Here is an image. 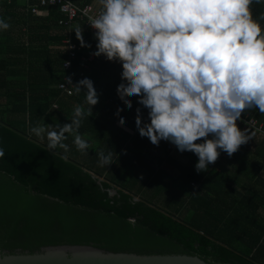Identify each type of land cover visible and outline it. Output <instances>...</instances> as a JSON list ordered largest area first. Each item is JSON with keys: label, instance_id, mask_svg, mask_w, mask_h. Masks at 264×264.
Masks as SVG:
<instances>
[{"label": "trees", "instance_id": "1", "mask_svg": "<svg viewBox=\"0 0 264 264\" xmlns=\"http://www.w3.org/2000/svg\"><path fill=\"white\" fill-rule=\"evenodd\" d=\"M15 1L2 0L0 5L10 9ZM257 4L258 10L264 6L261 0ZM46 9V17L28 13L43 21L40 29L29 27V46H12L7 37L6 42L0 40V96L6 98L0 104V250L34 253L50 246L93 245L114 252L196 255L213 264H264V220L255 215L259 198L243 196L235 207L221 211L212 185L222 174L213 169L197 172L194 154L188 164L177 163L164 140L153 145L138 134L135 109L140 107L145 120L147 110L136 96L130 97L129 108L117 95L120 63L102 54L83 69L81 58L95 51L83 20L75 24L91 47L80 46L72 30L77 44L73 69L84 71L75 83L87 77L98 93L92 115L79 129L89 149L78 151L68 136L66 149L50 150L45 138L29 131L41 120L62 126L69 122L73 106L84 100L83 92L66 96L57 87L68 51L49 45L62 46L66 33L58 24L63 17L58 7ZM53 27L61 33L50 34ZM14 53L26 59L14 58ZM16 65L22 68L11 69ZM13 75L18 79H10ZM101 150L114 151L112 163H98L96 153ZM259 201L264 204V197Z\"/></svg>", "mask_w": 264, "mask_h": 264}, {"label": "clouds", "instance_id": "2", "mask_svg": "<svg viewBox=\"0 0 264 264\" xmlns=\"http://www.w3.org/2000/svg\"><path fill=\"white\" fill-rule=\"evenodd\" d=\"M259 2L98 0L99 12L87 18L96 30L91 54L121 65L117 95L129 108L136 96L147 110L145 120L140 107L135 109L138 134L153 145L165 140L180 152L191 151L197 172L206 171L220 151L231 156L250 139L236 124L242 111L264 114V13L254 15L250 8ZM8 27L0 19V31ZM72 30L80 46L91 47L79 25ZM71 85L84 100L73 106L69 122L53 126L41 120L29 129L50 150L66 149L68 136L78 151L89 149L79 129L98 93L87 77ZM96 155L102 166L115 156L113 150Z\"/></svg>", "mask_w": 264, "mask_h": 264}, {"label": "crops", "instance_id": "3", "mask_svg": "<svg viewBox=\"0 0 264 264\" xmlns=\"http://www.w3.org/2000/svg\"><path fill=\"white\" fill-rule=\"evenodd\" d=\"M1 1L2 0H0V2ZM6 1L10 2V0ZM90 1L91 4L100 6L98 0ZM261 1L264 2V0ZM32 3V0H16L14 7L10 9H4L0 5V19H6L9 24V27L6 30L0 31V40H2V42H6L7 37L12 46H29V27L40 29V24H43L42 20L35 21L29 17L28 13L30 11L28 7L32 5ZM257 5V3L254 4V8L252 10L253 14L260 15L264 13V6L261 10H258L255 8ZM47 15L48 10L46 9L42 11L41 14H38L37 17H46ZM76 25L78 24H75V26ZM262 28H264V22H262ZM61 31V28L53 27L50 34H59ZM92 37L93 40H95L93 34ZM49 48L64 49L63 45L61 46L60 44H50ZM12 56L20 59L25 57L24 59H26V55L23 54L18 55V53H14ZM41 60L44 61L46 59L43 56L40 57V61ZM19 68H22V66L16 65L11 67L13 70ZM10 79L16 80L18 79V76H10ZM5 101L6 98L0 96V104H4ZM241 113L246 114L248 117L252 116L253 118H256L264 130V121L262 120V118L264 119V114L259 113L255 108L246 109ZM236 124L238 128L246 129L250 139L246 143L241 144L238 147V150L231 156H228L225 152L220 151L216 161L208 166V173L213 169L223 175L220 181H217V183L215 182L216 185H212V190L214 193H219V209L221 211H226L227 208L235 207L236 204L241 201V197L247 196L253 198V194H255L259 198L256 200L259 208L255 215L260 220H264V204L259 201L264 197V138L254 129L244 128L243 124L239 120L236 121ZM121 126L130 131L125 126ZM165 142L168 143V141ZM190 154L192 155L193 153L191 151L180 152L176 149V147L170 151L171 158L180 164H188L190 161ZM211 221L215 222L216 219H212Z\"/></svg>", "mask_w": 264, "mask_h": 264}, {"label": "water", "instance_id": "4", "mask_svg": "<svg viewBox=\"0 0 264 264\" xmlns=\"http://www.w3.org/2000/svg\"><path fill=\"white\" fill-rule=\"evenodd\" d=\"M102 179H99L101 183ZM115 190H110L114 194ZM0 264H213L196 255L114 252L93 245H60L34 253L0 250Z\"/></svg>", "mask_w": 264, "mask_h": 264}, {"label": "built area", "instance_id": "5", "mask_svg": "<svg viewBox=\"0 0 264 264\" xmlns=\"http://www.w3.org/2000/svg\"><path fill=\"white\" fill-rule=\"evenodd\" d=\"M48 6H57L59 12L63 16L59 20V25L65 29L66 37L63 40V48L68 51V58L63 64V69L65 71L62 81L58 83L57 87L61 90V92L66 96H71L74 94L73 85L75 84V77L76 76H83L84 71L80 68L74 70V63L73 60L77 57V44L74 42V37L72 34V27L76 23V21L83 20L85 25L89 27L92 34L96 31L94 28L90 26L87 21L89 16L96 15L99 10L100 6H95L93 4H87L84 6L78 5L74 3L72 0H38L37 4L30 5L28 9L31 13L38 15L41 14L42 11L46 10ZM92 53V52H91ZM89 54L88 56H83L81 59L85 62L83 63V69L88 68L89 62L94 59V55ZM71 82V84L68 83ZM53 107H57L56 104ZM244 128H251L257 131L258 133L264 136V130L262 125L258 122L256 118L248 117V116H240L238 119ZM174 145L168 142V149L171 151L174 149ZM194 185V183H192Z\"/></svg>", "mask_w": 264, "mask_h": 264}]
</instances>
